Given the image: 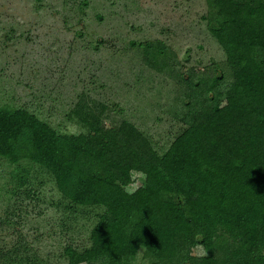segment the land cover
Returning <instances> with one entry per match:
<instances>
[{
    "label": "trees",
    "instance_id": "trees-1",
    "mask_svg": "<svg viewBox=\"0 0 264 264\" xmlns=\"http://www.w3.org/2000/svg\"><path fill=\"white\" fill-rule=\"evenodd\" d=\"M205 3L201 19L231 80L223 88V75H178L174 116L184 127L163 151L127 120L105 127L101 103L82 99L66 114L78 134L0 107V158L33 163L52 179L57 205L91 223L87 245L61 248L62 264H137L139 252L147 264H264V0ZM138 45L168 64L160 42ZM131 169L147 181L129 195ZM199 246L206 256L193 253ZM0 264L51 263L18 232L0 238Z\"/></svg>",
    "mask_w": 264,
    "mask_h": 264
},
{
    "label": "rangeland",
    "instance_id": "rangeland-1",
    "mask_svg": "<svg viewBox=\"0 0 264 264\" xmlns=\"http://www.w3.org/2000/svg\"><path fill=\"white\" fill-rule=\"evenodd\" d=\"M206 11L205 0H0V107H23L59 133L78 134L66 114L82 99L101 103L105 127L127 120L163 151L184 127L174 116L184 89L178 75H223V88L231 80L201 19ZM146 42L166 47L165 67L143 57L138 44ZM58 199L33 163L0 158V238L20 232L51 264L63 263L66 243L87 245L91 226ZM136 263L147 264L142 252Z\"/></svg>",
    "mask_w": 264,
    "mask_h": 264
},
{
    "label": "clouds",
    "instance_id": "clouds-1",
    "mask_svg": "<svg viewBox=\"0 0 264 264\" xmlns=\"http://www.w3.org/2000/svg\"><path fill=\"white\" fill-rule=\"evenodd\" d=\"M147 181V173L143 172L140 169H131L128 175V184L129 186H134L132 192L127 194L131 195L134 191L139 190V187L143 186ZM199 257L207 255V251L203 246H199Z\"/></svg>",
    "mask_w": 264,
    "mask_h": 264
}]
</instances>
